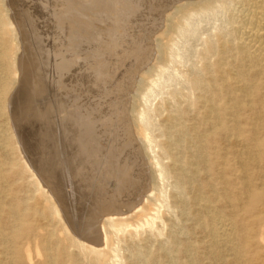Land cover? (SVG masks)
Masks as SVG:
<instances>
[{
	"label": "rangeland",
	"instance_id": "obj_1",
	"mask_svg": "<svg viewBox=\"0 0 264 264\" xmlns=\"http://www.w3.org/2000/svg\"><path fill=\"white\" fill-rule=\"evenodd\" d=\"M11 1L0 2L12 22L4 36L19 39L21 57L17 75H9L16 83L0 103V232L6 239L0 237V264H235L230 247L203 229L208 215L196 192L223 218L234 219L235 243L249 251L242 264H264V200L247 198L240 185V153L252 149L257 162L247 167L250 188L264 192V128H253L242 110L238 135L216 136V127L214 140L207 138L199 93L190 97L204 44L225 16L183 21L172 44L175 56L163 68L156 40L166 17L196 0ZM230 98L223 94V103ZM142 112L149 114L144 141L134 122ZM219 114L231 119L223 109ZM203 148L207 162L200 164L191 156ZM151 160L164 168L162 175ZM183 171L189 181L181 180ZM56 194L66 208L77 206L67 215L77 226L74 216L83 224L86 208L99 197L107 195L111 204L135 195L136 207L115 217V234L95 259L70 249L64 229L74 235ZM17 212L22 219L14 224Z\"/></svg>",
	"mask_w": 264,
	"mask_h": 264
},
{
	"label": "bare ground",
	"instance_id": "obj_2",
	"mask_svg": "<svg viewBox=\"0 0 264 264\" xmlns=\"http://www.w3.org/2000/svg\"><path fill=\"white\" fill-rule=\"evenodd\" d=\"M1 1L2 4L5 2V0ZM1 8L2 5L0 4V103H2V101L6 99V96L8 97L11 86H14V84L16 83V80L11 79L9 75H17V71H14L13 69L15 67V64H18L19 58L16 59V56L20 51L19 39L16 36L10 37L9 39L5 38L4 36L7 34V29L12 26V22L10 19L6 21L9 18L8 11L7 13H5L1 10ZM219 12L225 16V19L217 28L216 34L211 35L205 42L202 54L203 57L199 61V64L202 68H195V76L189 82L190 97L193 98L196 93H199L200 97L198 98L197 102L202 104V107L204 108L202 120L207 124V130L205 131L206 137L213 138V140L214 128L216 127H221V132H216V136H223L227 133L236 136L240 133L238 129L239 127L236 124H238V114L242 110H246L248 113H250L251 118H249V121L253 128H256L257 130L264 128V124L262 122V119L264 118V0H196L193 2H185L184 4L175 7L172 14L166 17V28L162 34V38L156 40L158 51L157 64L159 67L166 68L168 67L169 59L175 56L172 49V44L175 43L176 36L182 34L184 31L185 25L183 21H187L190 25L193 22L195 23L196 20L200 19V17L210 16L216 13L218 14ZM15 18L17 19L18 17ZM20 35H22L21 32ZM25 38L23 37L24 40H20V42L23 43L22 41H25ZM23 45L24 44H22V46ZM13 56L16 60L12 59ZM58 61L61 62V60ZM55 68H57V66H55ZM223 94H227L228 97H231L228 100L229 102L223 103ZM221 109L226 111V113L231 116V119H229L228 121H223L219 116V112ZM11 112L13 113L12 110ZM148 115L149 114H146L145 112L139 114L137 113L136 115H134L135 127L141 141L148 139L149 136L145 120ZM262 141L264 142V137ZM4 144L5 147L6 144H8L7 141H5ZM4 147L2 146L1 149H3ZM187 149H191V147L189 146V148ZM28 157L26 158V160L28 159ZM191 157L195 162H198L200 164H204L207 162L206 152L204 148L193 151ZM256 162L257 156L252 149L246 150L244 152L242 151V153H240V165L243 169V177L241 178L242 182L240 183V185L242 189L246 191L247 198L261 201L264 200V192L258 193L251 190L249 184L250 172L247 170V167L250 163ZM151 163L153 170L157 174L162 175L163 167L161 168L158 162H153L151 160ZM181 169L184 170L182 166ZM199 171L200 169L196 168L193 170V174H198ZM180 178L182 181L190 180L189 175L184 171L180 175ZM74 182L70 180L72 191H74V189L76 188L75 187L73 189V187L75 186ZM115 187L117 188V186ZM51 190L53 191V189ZM118 191L121 190H117V192ZM0 193H2L1 190ZM58 195H55L58 199L57 202L63 209L62 211L64 212V214H66L64 219L66 220V224L72 231L71 233L74 235V237H71L70 232L64 229V233L67 236V239L70 241V249L76 251L78 255H83L84 257H87V255L91 254L95 259L97 256V248L106 246V239H112L113 235L115 234L113 231V229H115V217H118L120 215L125 216L128 214L129 210L131 212V209L136 207V204L131 202V200H133L135 196H133L132 194V196L129 195L130 197H128L126 201H121L122 203H120V201L117 202L116 200L111 199V201L113 200V203L107 204V195L105 196L106 198H103V196V199H100L99 197L98 204H100L101 202L102 205H96L93 201L92 203L94 204L91 203L89 205L88 203V205L91 207L86 208L87 210L85 215L87 213L88 214L86 217H83V224H81L80 222L81 218L79 217V215L74 216V218L79 222V225L77 226L75 225V223H72L74 222V219L72 218V220L69 218V216H67L68 214L73 213L71 212L72 210L74 211L75 209H77L75 208L76 205L74 206V204L71 203V206L69 208H66L64 205H62L63 200ZM75 197L78 198L77 196ZM78 200L79 199H77V201ZM195 202H198L200 204L202 203L203 211L208 215L207 221L202 224L203 229L205 230L207 235L213 240L221 241L224 245L230 247L231 251L236 257L235 264H242V260L244 259V257H246V254L247 252L249 253V251H247V244L245 246H240L239 243H235L237 238V226L236 223L233 222L234 219L233 221L226 220L217 212H215L214 205L206 200L203 194H201L200 192H196ZM80 204H82V202ZM83 205L85 206L84 203ZM123 208H125L126 211L123 212ZM52 210L54 214L60 213L59 209L56 206H53ZM13 218L14 221L12 222L14 224L15 222H21L22 219L19 212H17V214ZM243 228H246L245 224H243ZM0 237L1 240H3V243H5L6 239L1 232Z\"/></svg>",
	"mask_w": 264,
	"mask_h": 264
},
{
	"label": "water",
	"instance_id": "obj_3",
	"mask_svg": "<svg viewBox=\"0 0 264 264\" xmlns=\"http://www.w3.org/2000/svg\"><path fill=\"white\" fill-rule=\"evenodd\" d=\"M23 146H24V148H25V150H27V147H26V144H25V142L23 141ZM30 158V157H29ZM30 161H31V163H32V159H29ZM33 165V164H32Z\"/></svg>",
	"mask_w": 264,
	"mask_h": 264
}]
</instances>
